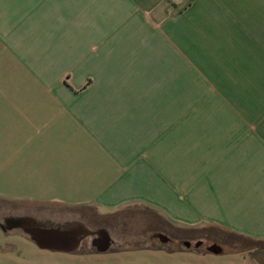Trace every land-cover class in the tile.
Masks as SVG:
<instances>
[{
	"label": "crops",
	"instance_id": "0c3cea01",
	"mask_svg": "<svg viewBox=\"0 0 264 264\" xmlns=\"http://www.w3.org/2000/svg\"><path fill=\"white\" fill-rule=\"evenodd\" d=\"M0 201L264 242V0H0Z\"/></svg>",
	"mask_w": 264,
	"mask_h": 264
},
{
	"label": "rangeland",
	"instance_id": "374dc122",
	"mask_svg": "<svg viewBox=\"0 0 264 264\" xmlns=\"http://www.w3.org/2000/svg\"><path fill=\"white\" fill-rule=\"evenodd\" d=\"M191 84V81H190ZM8 201H0V225L5 220H31L45 227L56 226L50 220H60L61 226L79 225L98 237L103 232L110 240L106 253H98L86 239L72 253L40 250L19 228L0 229V264H262L255 255L264 251V242L240 238L210 225L196 228L156 217L147 210L138 209L103 215L95 209L68 210V216L57 215L47 206L30 207L29 210L13 209ZM71 212V213H70ZM70 213V215H69ZM65 218V219H64ZM56 222V221H54ZM157 236L172 241L170 246L161 244ZM198 242L201 247L195 248ZM190 244V248L185 247ZM218 246L219 255L207 252ZM259 251V252H258ZM264 258V255H263ZM262 258V259H263ZM264 261V259H263Z\"/></svg>",
	"mask_w": 264,
	"mask_h": 264
},
{
	"label": "water",
	"instance_id": "95a60500",
	"mask_svg": "<svg viewBox=\"0 0 264 264\" xmlns=\"http://www.w3.org/2000/svg\"><path fill=\"white\" fill-rule=\"evenodd\" d=\"M4 224L13 225L12 227H8V229H21L40 250L44 251L72 253L79 248L82 240L93 235L79 225L68 228H42L31 220L20 219L5 220ZM95 241V243H92V246L98 253H106L109 250L110 240L103 232L98 233V238ZM200 245V242L195 244V248H198ZM185 247L189 248L190 244H185ZM207 252L219 255L221 249L213 245L207 248Z\"/></svg>",
	"mask_w": 264,
	"mask_h": 264
},
{
	"label": "flooded vegetation",
	"instance_id": "af4514ba",
	"mask_svg": "<svg viewBox=\"0 0 264 264\" xmlns=\"http://www.w3.org/2000/svg\"><path fill=\"white\" fill-rule=\"evenodd\" d=\"M40 227H42V228H47V227H45L44 225H40V224H38ZM13 225L12 224H9V225H4V226H2V225H0V229L1 230H6V229H8V227H12ZM62 228H65L66 226H61ZM68 227H71V226H67L66 228H68ZM4 230V231H5ZM88 238H91V241H90V244H91V246H92V243H95L96 241V239L98 238V237H96V236H93V237H91V236H89V237H86L84 240H82V242H81V244L86 240V239H88ZM157 240L161 243V244H163V245H166V246H170V244L172 243V241L171 240H169V239H167V238H164V237H161V236H157ZM199 243V242H198ZM81 244H80V246H81ZM185 244H187V243H185ZM80 246H79V248H80ZM111 246V245H110ZM93 247V246H92ZM194 247H195V245H194ZM199 247H201V245L199 246ZM198 247V248H199ZM78 248V249H79ZM94 248V247H93ZM190 248V247H189ZM95 249V248H94ZM259 252V251H258ZM263 255H264V251H260V253H258V254H256L255 255V258L256 259H259L261 262H263V264H264V261H263ZM263 258V259H262Z\"/></svg>",
	"mask_w": 264,
	"mask_h": 264
},
{
	"label": "trees",
	"instance_id": "16d2710c",
	"mask_svg": "<svg viewBox=\"0 0 264 264\" xmlns=\"http://www.w3.org/2000/svg\"><path fill=\"white\" fill-rule=\"evenodd\" d=\"M239 237V236H238ZM240 238H242V237H240ZM245 239V238H244ZM247 240H249V239H247ZM251 241V240H250ZM253 242H255V243H262V242H258V241H253Z\"/></svg>",
	"mask_w": 264,
	"mask_h": 264
}]
</instances>
